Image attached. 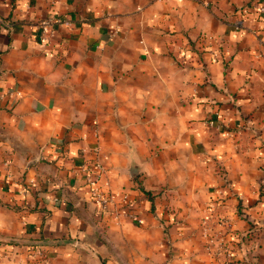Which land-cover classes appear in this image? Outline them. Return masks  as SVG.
Masks as SVG:
<instances>
[{
    "label": "crops",
    "instance_id": "0c3cea01",
    "mask_svg": "<svg viewBox=\"0 0 264 264\" xmlns=\"http://www.w3.org/2000/svg\"><path fill=\"white\" fill-rule=\"evenodd\" d=\"M261 7L0 0V235L65 240L0 243V263L264 264ZM94 189L115 196L108 211ZM218 215L221 257L202 225Z\"/></svg>",
    "mask_w": 264,
    "mask_h": 264
},
{
    "label": "built area",
    "instance_id": "2783aa9c",
    "mask_svg": "<svg viewBox=\"0 0 264 264\" xmlns=\"http://www.w3.org/2000/svg\"><path fill=\"white\" fill-rule=\"evenodd\" d=\"M264 8L261 7L260 11H263ZM63 21L60 18L56 19H48L45 21H42L39 24V29H40V34H39V43L42 46H45L46 44L49 43L51 37L53 36L54 29L52 28L54 24H62ZM3 97V94L0 95V98ZM82 171H83V176L85 183L88 185H93L96 183L97 179L99 178L101 174V169L98 166H95V168L90 167L89 165H83L82 166ZM93 196L95 199V202L97 203L100 211H104L107 209L110 205V203L113 201L115 196L111 193H104L103 191L99 189H94L93 190ZM121 201L127 202V197L126 195H123L121 197ZM130 217L134 220H136L138 223L141 222V219L138 217L136 213H131Z\"/></svg>",
    "mask_w": 264,
    "mask_h": 264
},
{
    "label": "rangeland",
    "instance_id": "374dc122",
    "mask_svg": "<svg viewBox=\"0 0 264 264\" xmlns=\"http://www.w3.org/2000/svg\"><path fill=\"white\" fill-rule=\"evenodd\" d=\"M130 202L131 201H129L127 204H126V206H124L123 205V208H129V207H131V205H130ZM163 205V204H162ZM163 206H168L167 204H164ZM108 209V208H107ZM107 209H105L104 211H108ZM210 218V217H209ZM208 217H207V219H206V221L207 220H210L209 222H205V223H202V225H207L206 227H208L206 230L207 231H209V233L208 234H206V235H208V237H210V239H208V241H205L206 243H207V245L208 246H214V251L217 253V256H219V257H221V256H223L222 255V253L224 252V246H223V237L225 236V234H224V228L222 227V221H221V219H222V217H219V215L218 216H215L213 219L214 220H212V219H209ZM174 219V218H173ZM205 219L203 218V221H204ZM209 224L212 226V227H209ZM164 228H168V227H165L164 226ZM209 228H210V230H209ZM165 233H166V235H168L167 236V238H171V236H170V232L168 231V230H166L165 231ZM192 233H194V232H192ZM197 233V235H199V237H201L202 239H204L205 237L203 236V234H204V231H202V233H201V230L200 231H197L196 232ZM193 235V234H192ZM3 236H1L0 235V238H2ZM212 238H214V240L212 241ZM0 243H5V244H11V245H19V244H17V243H14V242H7V241H4V240H2V239H0ZM221 253V254H220ZM0 264H3V263H0Z\"/></svg>",
    "mask_w": 264,
    "mask_h": 264
},
{
    "label": "water",
    "instance_id": "95a60500",
    "mask_svg": "<svg viewBox=\"0 0 264 264\" xmlns=\"http://www.w3.org/2000/svg\"><path fill=\"white\" fill-rule=\"evenodd\" d=\"M132 176H136L138 174L137 168L131 169ZM7 242H14L17 244H27V245H54V244H61L65 243V240H55V241H49V240H28V239H19V238H0Z\"/></svg>",
    "mask_w": 264,
    "mask_h": 264
},
{
    "label": "trees",
    "instance_id": "16d2710c",
    "mask_svg": "<svg viewBox=\"0 0 264 264\" xmlns=\"http://www.w3.org/2000/svg\"><path fill=\"white\" fill-rule=\"evenodd\" d=\"M139 176H137L135 178V181H137V178ZM137 186H138V189L145 195V197L147 198V200L149 201L150 203V210H153L155 208L154 206V198L156 196V194H153L152 191L150 190H147L141 183L137 182ZM260 191H259V194H258V197L259 199L261 198V195L264 193V180L261 181L260 183ZM259 201V200H258ZM15 209H18L17 207H14ZM41 209V210H40ZM40 209H37L39 211H42L44 213V216L47 215L49 212L45 209V208H40Z\"/></svg>",
    "mask_w": 264,
    "mask_h": 264
}]
</instances>
